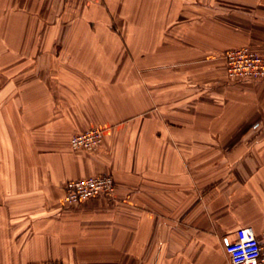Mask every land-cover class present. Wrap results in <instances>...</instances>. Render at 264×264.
<instances>
[{"label": "crops", "instance_id": "crops-1", "mask_svg": "<svg viewBox=\"0 0 264 264\" xmlns=\"http://www.w3.org/2000/svg\"><path fill=\"white\" fill-rule=\"evenodd\" d=\"M240 46L264 53V0H0V264H230L239 227L264 232V79L221 57ZM104 174L111 197L62 205Z\"/></svg>", "mask_w": 264, "mask_h": 264}, {"label": "built area", "instance_id": "built-area-1", "mask_svg": "<svg viewBox=\"0 0 264 264\" xmlns=\"http://www.w3.org/2000/svg\"><path fill=\"white\" fill-rule=\"evenodd\" d=\"M225 75L232 81L257 82L264 79V53L249 46L225 50ZM103 140V129L93 126L73 134L69 139L72 150L96 151ZM62 205L74 206L94 197H111L115 183L110 175H92L76 178L64 184ZM230 264H264V232L259 236L250 226L239 227L234 240L225 244ZM31 264H60L57 261Z\"/></svg>", "mask_w": 264, "mask_h": 264}, {"label": "rangeland", "instance_id": "rangeland-1", "mask_svg": "<svg viewBox=\"0 0 264 264\" xmlns=\"http://www.w3.org/2000/svg\"><path fill=\"white\" fill-rule=\"evenodd\" d=\"M155 12H156V11H155ZM155 12H154V13H155ZM163 12H165V11H163ZM173 17H175V16H173Z\"/></svg>", "mask_w": 264, "mask_h": 264}]
</instances>
